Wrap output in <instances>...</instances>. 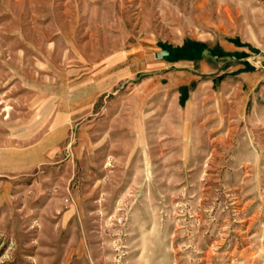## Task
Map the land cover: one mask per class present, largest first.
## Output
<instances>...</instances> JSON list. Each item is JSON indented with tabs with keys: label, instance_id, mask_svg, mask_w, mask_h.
<instances>
[{
	"label": "rangeland",
	"instance_id": "obj_1",
	"mask_svg": "<svg viewBox=\"0 0 264 264\" xmlns=\"http://www.w3.org/2000/svg\"><path fill=\"white\" fill-rule=\"evenodd\" d=\"M0 264H264V0H0Z\"/></svg>",
	"mask_w": 264,
	"mask_h": 264
},
{
	"label": "crops",
	"instance_id": "obj_2",
	"mask_svg": "<svg viewBox=\"0 0 264 264\" xmlns=\"http://www.w3.org/2000/svg\"><path fill=\"white\" fill-rule=\"evenodd\" d=\"M167 61V64H170L171 62H169V59H165ZM197 59L195 58H181V57H177V58H174V63H178L180 61H187V62H192V61H195Z\"/></svg>",
	"mask_w": 264,
	"mask_h": 264
},
{
	"label": "trees",
	"instance_id": "obj_3",
	"mask_svg": "<svg viewBox=\"0 0 264 264\" xmlns=\"http://www.w3.org/2000/svg\"><path fill=\"white\" fill-rule=\"evenodd\" d=\"M176 49H177V48H175L174 50H175V51H178V53H174V56H177V55H182V56H187V57L189 56V53H188V52L186 53V52H184V51H181V50H179V49L176 50Z\"/></svg>",
	"mask_w": 264,
	"mask_h": 264
}]
</instances>
